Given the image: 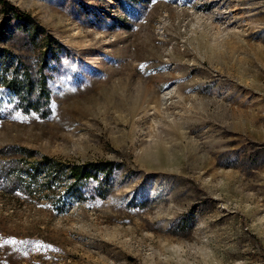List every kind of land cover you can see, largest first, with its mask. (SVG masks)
Listing matches in <instances>:
<instances>
[{
    "label": "rangeland",
    "instance_id": "rangeland-1",
    "mask_svg": "<svg viewBox=\"0 0 264 264\" xmlns=\"http://www.w3.org/2000/svg\"><path fill=\"white\" fill-rule=\"evenodd\" d=\"M8 2L46 98L0 83V264H264V0ZM41 155L109 165L47 187Z\"/></svg>",
    "mask_w": 264,
    "mask_h": 264
},
{
    "label": "trees",
    "instance_id": "trees-1",
    "mask_svg": "<svg viewBox=\"0 0 264 264\" xmlns=\"http://www.w3.org/2000/svg\"><path fill=\"white\" fill-rule=\"evenodd\" d=\"M0 6L8 10L11 15L18 21H21L26 24L32 23V18L30 15L16 6L8 2V0H0ZM35 31V28H32ZM33 33H30L27 36L28 42L33 41ZM4 59L3 54H0V83L4 85L6 90L12 94L13 98L17 102V106L22 110H27L29 107L31 109H37L41 101H45V86L42 76H39L35 82L36 85V94H32L34 89V83L30 77L28 71L22 66L20 69L18 67H13L8 71L7 64L1 60ZM17 65V64H16ZM34 96V97H32ZM21 153H31L30 150L23 148ZM29 168L24 170V173L29 176V178H34L38 170L43 169L45 174H47L45 185L50 187L54 178H57L60 172L63 169L66 172V175L71 179L70 185H75L80 180H85L93 176L95 170H105L109 163L103 162L101 164H70L67 166H62L51 157L46 155H41L38 160L32 161L29 163ZM93 168V169H92Z\"/></svg>",
    "mask_w": 264,
    "mask_h": 264
}]
</instances>
